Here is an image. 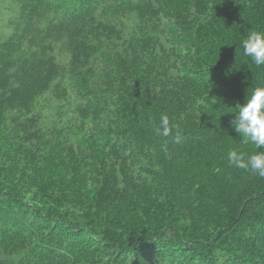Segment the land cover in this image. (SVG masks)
<instances>
[{
	"label": "trees",
	"instance_id": "trees-1",
	"mask_svg": "<svg viewBox=\"0 0 264 264\" xmlns=\"http://www.w3.org/2000/svg\"><path fill=\"white\" fill-rule=\"evenodd\" d=\"M253 30L264 0H0V264H264V177L228 161L264 151L231 123Z\"/></svg>",
	"mask_w": 264,
	"mask_h": 264
},
{
	"label": "clouds",
	"instance_id": "clouds-1",
	"mask_svg": "<svg viewBox=\"0 0 264 264\" xmlns=\"http://www.w3.org/2000/svg\"><path fill=\"white\" fill-rule=\"evenodd\" d=\"M243 54L249 57L257 67L264 66V31H250L242 41ZM235 119L232 126L242 138L243 143H251L264 149V87H256L247 93L243 106L235 108ZM170 121L167 115L160 118V125L156 129L158 135L169 137ZM175 142L180 143L182 138L175 136ZM229 163L239 169L250 171L264 177V151L246 154L238 150L228 152Z\"/></svg>",
	"mask_w": 264,
	"mask_h": 264
}]
</instances>
